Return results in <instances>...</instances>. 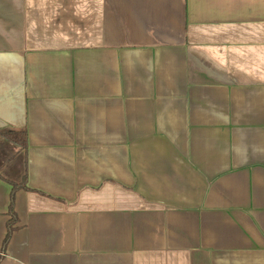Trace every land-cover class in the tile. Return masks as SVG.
<instances>
[{"label": "crops", "instance_id": "1", "mask_svg": "<svg viewBox=\"0 0 264 264\" xmlns=\"http://www.w3.org/2000/svg\"><path fill=\"white\" fill-rule=\"evenodd\" d=\"M1 264H264V0H0Z\"/></svg>", "mask_w": 264, "mask_h": 264}, {"label": "trees", "instance_id": "2", "mask_svg": "<svg viewBox=\"0 0 264 264\" xmlns=\"http://www.w3.org/2000/svg\"><path fill=\"white\" fill-rule=\"evenodd\" d=\"M0 135L7 141H10L15 145L19 146L21 150H25L27 147V137L25 131L6 130L1 132ZM8 184L11 187L10 197H9V207H8L9 220L7 221L6 224V234L0 252V264L2 263L3 253L6 250V247L12 237V234L17 230L18 219L14 210L15 195L20 190L28 191L26 177H23L22 181L18 184L12 182H8Z\"/></svg>", "mask_w": 264, "mask_h": 264}]
</instances>
